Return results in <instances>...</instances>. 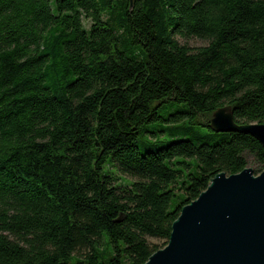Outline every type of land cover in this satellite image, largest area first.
<instances>
[{
  "label": "trees",
  "instance_id": "trees-1",
  "mask_svg": "<svg viewBox=\"0 0 264 264\" xmlns=\"http://www.w3.org/2000/svg\"><path fill=\"white\" fill-rule=\"evenodd\" d=\"M225 105L264 124V0H0V264H144L216 174L264 170Z\"/></svg>",
  "mask_w": 264,
  "mask_h": 264
},
{
  "label": "water",
  "instance_id": "water-1",
  "mask_svg": "<svg viewBox=\"0 0 264 264\" xmlns=\"http://www.w3.org/2000/svg\"><path fill=\"white\" fill-rule=\"evenodd\" d=\"M209 126L248 134L264 151V124H237L231 105L217 108ZM144 264H264V170L216 174L181 208L168 243Z\"/></svg>",
  "mask_w": 264,
  "mask_h": 264
},
{
  "label": "rangeland",
  "instance_id": "rangeland-1",
  "mask_svg": "<svg viewBox=\"0 0 264 264\" xmlns=\"http://www.w3.org/2000/svg\"><path fill=\"white\" fill-rule=\"evenodd\" d=\"M178 40H179L180 43H186L188 46H190L192 48H197V47L206 45V42L204 40H200V39H196V38H192V39H189L187 41H185V40H183L181 38H178ZM160 114L163 115V112H161ZM156 124H159V125H156ZM161 125H166V124H164V123H154V124L149 125L148 128L154 129V127H156V126L157 127H161ZM145 137H147V135H145ZM248 167H253V166L249 165ZM129 181H131L130 178L125 177V176H121L120 180H119V183H122L123 185H125ZM148 241L150 242V244H155L158 247V249H162L163 248V242H164L163 240H160L158 238H148Z\"/></svg>",
  "mask_w": 264,
  "mask_h": 264
}]
</instances>
